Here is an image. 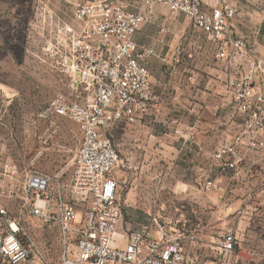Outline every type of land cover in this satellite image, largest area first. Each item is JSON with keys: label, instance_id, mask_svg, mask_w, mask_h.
<instances>
[{"label": "built area", "instance_id": "built-area-1", "mask_svg": "<svg viewBox=\"0 0 264 264\" xmlns=\"http://www.w3.org/2000/svg\"><path fill=\"white\" fill-rule=\"evenodd\" d=\"M240 1L244 0H74L70 21H59L55 11L42 19L43 30L58 32L47 49L59 55L69 88L68 93L55 96L44 113L79 123L82 138L75 163L86 175L93 198L83 223L75 224L77 209L55 193L47 173L30 171L20 184L0 182L1 199L20 201L15 213L8 204H0V264L25 262L37 253L24 224L25 214L59 226L67 246L61 264H236L239 246L233 232L208 245L199 225L157 216L130 232L120 231L123 182L115 172L121 157L106 130L114 121H136L163 102L146 64L155 49L139 45L135 34L141 24L153 19L156 5L168 7L172 15L183 13L215 45L220 59L234 67L237 58L245 61V72L235 75L232 70L226 85L233 109L247 119L212 157L232 178L245 182L248 203L261 193L264 208V160L254 157L246 163L244 154V150L264 154V92L255 85L259 77L264 78V56L234 30ZM13 172L7 165L0 175L12 179ZM257 176L260 189L253 182ZM216 185L210 178L204 187ZM72 236L75 244L68 247ZM208 247L211 253L202 254Z\"/></svg>", "mask_w": 264, "mask_h": 264}, {"label": "rangeland", "instance_id": "rangeland-1", "mask_svg": "<svg viewBox=\"0 0 264 264\" xmlns=\"http://www.w3.org/2000/svg\"><path fill=\"white\" fill-rule=\"evenodd\" d=\"M73 3L74 0H0V174L7 165L14 170L12 179L0 175V182L20 184L30 171L47 173L53 178L55 193L77 209L78 224L85 220L93 198L86 175L75 163L82 131L75 120L44 113L49 102L60 93H68L69 88L67 75L59 67V55L47 49L55 43L58 32L45 31L41 24L53 11L58 13L59 21H70ZM260 7L264 10V4ZM153 14L159 17L160 29H170L167 34L171 43L204 40L185 14L172 15L163 5H156ZM258 54L264 56L262 52ZM225 63L219 58L220 82L228 79L231 71ZM245 67L243 58H237L235 75L244 73ZM255 85L257 91L264 92L263 77ZM180 103L185 104L183 100ZM180 103L162 104L159 110L150 109L136 121H114L107 127L106 133L121 157L115 172L123 182L119 189L123 206L120 231L130 232L148 224L154 216L182 219L189 226L199 225L208 245L223 233L233 232L238 246H242L236 264H264L262 194L248 203L244 181L228 180L230 172L212 157L220 143L232 140L241 131L247 115L233 109L224 85L222 89L220 86L216 106L214 101L212 104L216 110L204 111L193 98L186 105L194 109L185 114ZM185 134L188 141L196 139L201 143L197 154L193 148L186 153L179 148ZM254 156L264 160V154ZM210 178L217 185L205 189ZM253 182L261 188L260 176ZM0 204H8L15 213L20 201L0 198ZM23 219L37 253L18 264H61L67 246L59 226L28 214ZM74 244L72 236L68 247ZM208 249L202 254L211 253Z\"/></svg>", "mask_w": 264, "mask_h": 264}, {"label": "crops", "instance_id": "crops-1", "mask_svg": "<svg viewBox=\"0 0 264 264\" xmlns=\"http://www.w3.org/2000/svg\"><path fill=\"white\" fill-rule=\"evenodd\" d=\"M238 4L240 13L234 19V30L239 36L247 38L258 52L264 53V10L260 7L261 4H264V0H244ZM159 27V17L153 14V19L140 26L135 34V40L139 45L155 49V54L146 64L154 89L157 93L162 94L164 100L158 107L151 109L159 110L162 104L173 106L177 101L180 103L183 100L185 104L180 103L179 108L183 110L182 113L187 114L193 107H189L186 103L194 98L204 111L216 110L212 104L214 101V106H216L219 100L220 86L222 89L224 85L226 94L229 91L226 85L227 77L223 78V82L219 80V58L215 45L209 42L197 29L195 31H199L204 40L176 45L169 40L167 32L170 29L162 26L161 28L165 30L161 31ZM225 68H231L232 71L234 66L229 65L226 61ZM203 103L206 105L204 106ZM208 103L211 106L207 105ZM187 131L185 132L187 133ZM186 136L187 134H185L183 142L178 145L179 148L185 153L188 149H194L197 154L202 149L201 143L196 139L188 141ZM244 154L246 163L255 157L253 153H247L245 150ZM228 180H232L231 174L228 176ZM230 190L233 191L232 188ZM239 247L242 248L241 245Z\"/></svg>", "mask_w": 264, "mask_h": 264}]
</instances>
